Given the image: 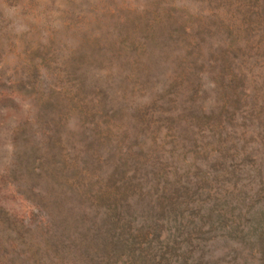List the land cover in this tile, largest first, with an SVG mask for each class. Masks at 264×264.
I'll use <instances>...</instances> for the list:
<instances>
[{"label": "rangeland", "instance_id": "1", "mask_svg": "<svg viewBox=\"0 0 264 264\" xmlns=\"http://www.w3.org/2000/svg\"><path fill=\"white\" fill-rule=\"evenodd\" d=\"M0 264H264V0H0Z\"/></svg>", "mask_w": 264, "mask_h": 264}]
</instances>
